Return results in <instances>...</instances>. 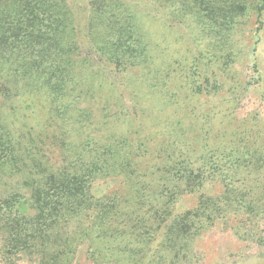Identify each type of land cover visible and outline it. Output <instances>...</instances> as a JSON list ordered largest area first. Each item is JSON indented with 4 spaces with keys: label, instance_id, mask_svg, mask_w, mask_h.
I'll return each mask as SVG.
<instances>
[{
    "label": "trees",
    "instance_id": "16d2710c",
    "mask_svg": "<svg viewBox=\"0 0 264 264\" xmlns=\"http://www.w3.org/2000/svg\"><path fill=\"white\" fill-rule=\"evenodd\" d=\"M138 1L90 0L82 36L71 0H0V264H203L218 227L264 248L250 0ZM149 21L206 48L167 59Z\"/></svg>",
    "mask_w": 264,
    "mask_h": 264
},
{
    "label": "rangeland",
    "instance_id": "374dc122",
    "mask_svg": "<svg viewBox=\"0 0 264 264\" xmlns=\"http://www.w3.org/2000/svg\"><path fill=\"white\" fill-rule=\"evenodd\" d=\"M90 0H71V5L77 14V25L84 34V28L87 23L86 6ZM136 1L138 0H129ZM142 3H150L146 0H140ZM253 10H250L247 16L242 20L243 25L238 30L236 40L241 39L240 61L235 65L237 77L242 79L245 76L261 78L258 86H252L245 100L233 114L242 118L248 112L258 110L264 117V10L258 14L257 8L264 6L263 0H250ZM135 3V2H134ZM152 10L149 9V12ZM153 43H159L158 50L164 51L167 59L179 57H192L199 52L204 51L206 41L198 44L193 40L194 31L186 26L164 27L158 22L149 21L146 25ZM156 46V45H155ZM255 52L251 53L253 49ZM256 64L258 72H253L252 65ZM215 101H218L215 100ZM220 103V101H218ZM207 107V105H204ZM228 113V112H227ZM188 120H191L190 118ZM33 122V120H31ZM191 202V201H190ZM198 248L204 254L203 264H264V248L245 245L231 231H226L218 227L213 232L207 233ZM75 264H84L79 261Z\"/></svg>",
    "mask_w": 264,
    "mask_h": 264
}]
</instances>
